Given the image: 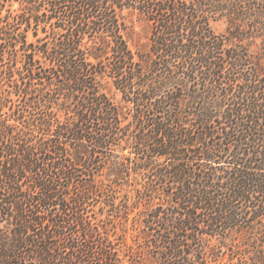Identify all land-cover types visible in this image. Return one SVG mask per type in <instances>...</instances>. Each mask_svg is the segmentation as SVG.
<instances>
[{
  "label": "trees",
  "instance_id": "1",
  "mask_svg": "<svg viewBox=\"0 0 264 264\" xmlns=\"http://www.w3.org/2000/svg\"><path fill=\"white\" fill-rule=\"evenodd\" d=\"M0 264H264V0H0Z\"/></svg>",
  "mask_w": 264,
  "mask_h": 264
},
{
  "label": "rangeland",
  "instance_id": "2",
  "mask_svg": "<svg viewBox=\"0 0 264 264\" xmlns=\"http://www.w3.org/2000/svg\"><path fill=\"white\" fill-rule=\"evenodd\" d=\"M17 3H14L12 10L17 8ZM127 25L129 27V37H130V46L134 51L145 50L148 45V37L150 33V27L146 20L136 15L130 16L126 19ZM212 27L216 32H224L226 24L223 21L213 22ZM42 36V34H40ZM31 34H29V40H31ZM258 46L260 40L257 41ZM256 49V47H255ZM116 99L119 96L115 97Z\"/></svg>",
  "mask_w": 264,
  "mask_h": 264
}]
</instances>
